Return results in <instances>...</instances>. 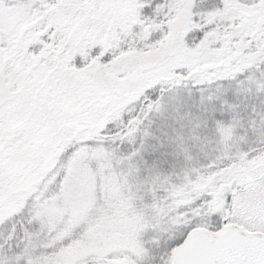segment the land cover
Returning a JSON list of instances; mask_svg holds the SVG:
<instances>
[{
  "label": "snow or ice",
  "instance_id": "snow-or-ice-1",
  "mask_svg": "<svg viewBox=\"0 0 264 264\" xmlns=\"http://www.w3.org/2000/svg\"><path fill=\"white\" fill-rule=\"evenodd\" d=\"M0 264H264V0H0Z\"/></svg>",
  "mask_w": 264,
  "mask_h": 264
}]
</instances>
